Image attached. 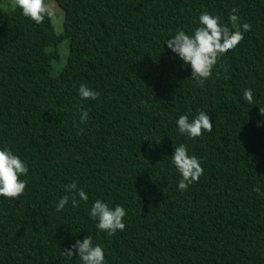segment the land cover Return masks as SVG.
Here are the masks:
<instances>
[{
    "label": "trees",
    "instance_id": "16d2710c",
    "mask_svg": "<svg viewBox=\"0 0 264 264\" xmlns=\"http://www.w3.org/2000/svg\"><path fill=\"white\" fill-rule=\"evenodd\" d=\"M55 1L60 35L50 15L0 9V149L29 169L19 199L0 197V264H83L63 251L88 235L105 264H264V0ZM233 8L251 30L198 87L165 42L205 11L228 24ZM82 84L99 98L81 100ZM200 111L213 130L181 135L179 117ZM181 144L204 169L183 191L171 164ZM73 181L87 202L57 212ZM96 200L125 208L123 231L96 228Z\"/></svg>",
    "mask_w": 264,
    "mask_h": 264
},
{
    "label": "clouds",
    "instance_id": "9594fccd",
    "mask_svg": "<svg viewBox=\"0 0 264 264\" xmlns=\"http://www.w3.org/2000/svg\"><path fill=\"white\" fill-rule=\"evenodd\" d=\"M10 6L13 9L20 8L26 18L37 24L42 23L45 17L50 15L45 0H10ZM237 12V8L231 10L228 24H221L218 16H213L207 11L202 12L199 16L200 26L195 28L191 35L180 30L166 40L167 48L176 54L184 65H190V77L198 87L205 85V81L212 77L213 69L220 63V58L234 50L244 39V33L251 30L249 23H240V18L236 15ZM221 67L227 71L225 66L221 65ZM78 95L81 100H97L99 98L98 92L83 84L78 89ZM243 99L249 104L254 103L252 89L249 88L243 92ZM259 114L264 116V107H259ZM87 120L88 112L81 110L78 121H73V126L78 129V134L79 131H82L79 129V125L86 123ZM176 124L179 133L191 140L200 137L203 132L213 130L212 119L204 111H200L191 121L187 115H182ZM171 164L181 176L178 181V190L182 191L187 190L190 184L197 182L204 172L199 159L194 155H189L184 144L174 147ZM28 171L27 164L11 149H0V197L19 199L27 186V181L20 177L26 176ZM65 191L68 195L59 199L56 205L57 212L62 211L69 202L75 208L80 201L87 202L88 200L84 189L78 188L75 181L67 185ZM255 191L259 192L260 189L256 188ZM89 215L93 220L98 221L96 228L108 236H113L117 231L125 229L123 219L127 212L123 206L117 205L111 208L107 203L96 200L91 206ZM63 252L70 258L78 256L83 264H105L104 250L99 245L93 244L90 235L83 241L77 240Z\"/></svg>",
    "mask_w": 264,
    "mask_h": 264
},
{
    "label": "rangeland",
    "instance_id": "374dc122",
    "mask_svg": "<svg viewBox=\"0 0 264 264\" xmlns=\"http://www.w3.org/2000/svg\"><path fill=\"white\" fill-rule=\"evenodd\" d=\"M46 5L49 8L51 22L56 35H60L63 32V12L58 7L55 0H45ZM0 9L1 10H12L10 6V0H0ZM69 44L68 41H63L59 46V57L56 61L53 62L51 76H57L63 65L66 62L68 54Z\"/></svg>",
    "mask_w": 264,
    "mask_h": 264
}]
</instances>
